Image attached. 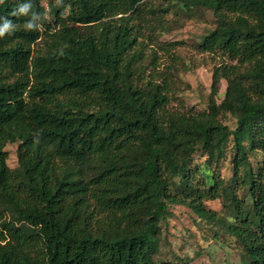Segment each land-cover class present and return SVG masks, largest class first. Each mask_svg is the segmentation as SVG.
Segmentation results:
<instances>
[{"label":"trees","instance_id":"obj_1","mask_svg":"<svg viewBox=\"0 0 264 264\" xmlns=\"http://www.w3.org/2000/svg\"><path fill=\"white\" fill-rule=\"evenodd\" d=\"M41 1L0 0V264H176L154 259L175 205L264 264V0H183L215 21L201 111L176 95L181 43L152 35L167 5L49 0V23Z\"/></svg>","mask_w":264,"mask_h":264},{"label":"rangeland","instance_id":"obj_2","mask_svg":"<svg viewBox=\"0 0 264 264\" xmlns=\"http://www.w3.org/2000/svg\"><path fill=\"white\" fill-rule=\"evenodd\" d=\"M48 1L42 0L41 5L46 10L47 21L53 23L52 17L47 13ZM52 1L56 3V0ZM160 4L167 5L169 10L164 17L163 26L153 30L152 35L160 42H180L176 53L187 66L178 73L180 84L176 95L185 109L204 110L210 93L212 61L207 54L198 53L195 48L202 37L214 28V17L209 10L201 6L187 10L183 0H147V7ZM167 60V57L162 56L159 62L163 65ZM215 60L219 62L217 57ZM225 91L226 83L220 80L215 97L217 104L223 100ZM177 106L178 103L172 104V107ZM222 122L228 128L234 127V120L226 114L223 115ZM4 149L8 152L7 166L16 168V144H8ZM204 160L203 157L195 156L192 165L201 166ZM217 168L224 178L229 176V165L226 161L220 162ZM205 206L216 212H220L222 207L220 199L208 200ZM168 212L167 220L161 228L159 253L154 257L155 260L176 264H242L240 247L213 224L198 219L184 206H169ZM8 215L19 226L30 230ZM216 232L218 237L214 238Z\"/></svg>","mask_w":264,"mask_h":264}]
</instances>
